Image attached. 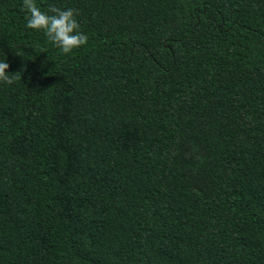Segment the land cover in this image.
<instances>
[{
    "label": "trees",
    "instance_id": "trees-1",
    "mask_svg": "<svg viewBox=\"0 0 264 264\" xmlns=\"http://www.w3.org/2000/svg\"><path fill=\"white\" fill-rule=\"evenodd\" d=\"M0 0V264H264V0Z\"/></svg>",
    "mask_w": 264,
    "mask_h": 264
},
{
    "label": "clouds",
    "instance_id": "clouds-1",
    "mask_svg": "<svg viewBox=\"0 0 264 264\" xmlns=\"http://www.w3.org/2000/svg\"><path fill=\"white\" fill-rule=\"evenodd\" d=\"M23 10L26 13V27L36 32H42L61 54H73L75 50L87 45L88 37L80 30L74 9H61L49 5L47 11H42L36 0H23ZM10 65L0 62V83L11 85L19 73L10 75Z\"/></svg>",
    "mask_w": 264,
    "mask_h": 264
}]
</instances>
